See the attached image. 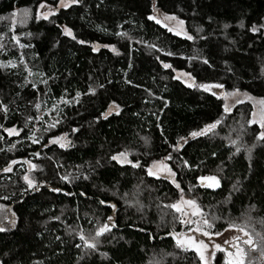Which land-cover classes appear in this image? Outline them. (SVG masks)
I'll return each mask as SVG.
<instances>
[{"label":"trees","instance_id":"16d2710c","mask_svg":"<svg viewBox=\"0 0 264 264\" xmlns=\"http://www.w3.org/2000/svg\"><path fill=\"white\" fill-rule=\"evenodd\" d=\"M44 2L56 8L58 0ZM39 3L0 0V63L16 64L0 68V102L8 106L6 113L0 111V225L7 229L0 232V262L199 264L194 251H181L169 235L184 230L179 213L168 207L183 195L196 201L205 218L218 217L212 220V232L223 233L230 223L244 227L258 245L248 251L249 260L262 264L264 141L255 139L260 127L247 123L253 107L245 102L225 112L222 96L175 77L189 73L195 85L218 83L224 93L238 89L264 99V28L249 31L264 25V0H155L156 11L153 0H81L56 9L48 20L35 18ZM157 12L183 20L193 40L148 19ZM63 26L75 39L61 34ZM165 63L171 67L164 68ZM24 64L34 73L28 82ZM90 86L95 94L88 93ZM113 102L119 114L107 112ZM216 120L221 123L212 132L189 136ZM49 124L55 127L45 131ZM11 127L20 134L9 136L4 128ZM63 133L72 146L43 147ZM178 142L182 147L176 148ZM248 147L252 150L246 155ZM121 151L141 166L109 159ZM169 154L167 162L183 193L170 179L147 174L153 161ZM26 160L38 167L30 171L23 165ZM11 161L15 167L3 173ZM26 174L38 191L28 188ZM211 175L220 180L219 188L198 185V177ZM236 182L238 190L232 191ZM192 185L197 186L189 191ZM108 216L115 227L98 238L95 252L84 255L75 247L82 245L77 233L93 235ZM13 218L15 227L9 223ZM224 261L218 253L215 264Z\"/></svg>","mask_w":264,"mask_h":264},{"label":"snow or ice","instance_id":"6c2138e0","mask_svg":"<svg viewBox=\"0 0 264 264\" xmlns=\"http://www.w3.org/2000/svg\"><path fill=\"white\" fill-rule=\"evenodd\" d=\"M81 0H58V3L56 5V8H52L51 6L47 5L44 0H40V3L37 7L36 10V14H35V18L37 20L43 18L44 20H48L50 15H55L56 9L58 8H69L71 5H77L80 4ZM44 8H48L49 10L47 12H41L40 9H44ZM153 10L156 11L155 8V0H153ZM17 13L15 11H13L11 13V16L13 17V24H15V17H16ZM29 15V11L27 9L23 10V16L25 18H27ZM0 19H3L2 17H0ZM149 20H156V23H161V21L159 19H157L155 16H148ZM165 20H176L177 18L173 15V16H169V15H165L164 16ZM21 23H24L25 20L22 19L20 21ZM179 25H183L184 21L183 20H179L178 21ZM225 27H227V25H225ZM260 28H264V25H261L259 27L257 26H252L249 31L256 33L260 30ZM169 32H173L174 29L169 27L168 28ZM200 29H197V32L199 33ZM62 35H66L68 37H71L72 39H75V36L73 35V32L70 28H68L67 26H63L62 27ZM176 35H183L187 40H193V36L188 34L187 31H183V29H181V31H177L175 32ZM30 35V34H29ZM117 35H124L123 33H117ZM201 39H204V37H200ZM0 39H2V36H0ZM11 39L13 41H17V37L15 35H13L11 37ZM18 43V41H17ZM77 43H85V41L82 40H77ZM0 47H2V45H0ZM20 47H31V45H20ZM105 47H111L108 45H105ZM93 51H97V47L95 45H93L92 48ZM111 50L113 52H115L114 48H111ZM21 63H23V58H21ZM203 63L207 64L208 61L205 59L203 61ZM16 67V64L9 61L7 62V64H3L0 63V68L3 67ZM164 68H170L171 65L165 63L163 64ZM24 70L28 73L27 76L24 77V81L28 82V77L33 76L34 73L28 68L27 64H24ZM38 75L43 76V73H39ZM181 75L183 76H189V73H182ZM177 79L180 78V76L175 77ZM184 83H187L186 81H182ZM40 83L47 85V80H40ZM126 83H131V81H126ZM188 87H198L202 90H204L205 92H210L213 88H223L222 84H198L195 85L193 83H187ZM31 87L33 89L37 88V84L36 83H31ZM100 87H103V85H100ZM238 89H234L232 92H228L225 93L224 96L225 98L230 97V96H236L238 94ZM88 93L90 94H95V89L92 88L91 86L88 89ZM213 95H217V93L213 92ZM17 95H19V93H17ZM81 93L77 92L76 93V101L79 102V97H80ZM245 97L249 100H252L253 98L251 96H249L247 93L244 94ZM64 103H68V101H63ZM242 101H240L239 99L236 100V103H241ZM260 108H259V117H257V111L255 110L256 105L253 104V108L254 111L252 112V116L253 119H249L247 121V123L249 125L252 124H258L260 126V128L262 129L261 131L256 133V141H264V99H261L258 101ZM34 107L39 110L40 108V104L37 103L34 105ZM0 111L3 112H7L8 111V106L6 104H4L3 102H0ZM112 111H116L117 114H119V106L115 105L114 102L109 104L107 112L110 114ZM224 111L225 112H230L231 111V107H229L227 104H225L224 106ZM100 117L102 118H107L105 113H101ZM100 117H98L97 119H99ZM27 119H32V117H28ZM37 120L40 119L39 116L36 117ZM56 123H59V121H56ZM221 121L220 120H216L210 124H206L203 128L196 130V131H192L189 133V136L192 138L198 137V136H203L206 135L208 132H212L216 126L218 124H220ZM0 127H2V125H0ZM55 127V124H49L47 125L45 131H47L49 128H53ZM4 131L7 132V134L9 136L12 135H19V130H17L15 127H11V128H4ZM73 132L78 131V129L73 128L72 129ZM67 133H63L60 136H55V137H50L48 139V144L43 145V147H48V145L50 144H56L58 145L60 148H67L72 146L71 142L67 139ZM0 139H2V137H0ZM29 139L32 140V142L35 143H39L38 139L33 138L32 136L29 137ZM181 140H184L185 143H187V140L183 137L180 138ZM233 144H235V141H232ZM255 144H253L252 147H254ZM182 147V145L178 142L176 145V148ZM252 150L251 147H248L245 149L246 155L248 153H250ZM237 151H240L239 148H237ZM213 155H215V153H213ZM171 154H169L168 156L164 157V160H169L171 159ZM109 159L111 161H115L118 164H130L133 168L136 167H140V162L136 161L133 162L131 160L128 159V152L126 151H121L119 153L113 154L109 157ZM16 161H11V163L9 164V166H6L5 168L2 169L3 172H10L11 169V164H15ZM97 165L99 166L100 161L96 162ZM183 166L184 167H189L188 162L184 161L183 162ZM36 167H38L35 164H30V170L31 169H35ZM155 167V171L153 170V168ZM158 173H166L167 174V178H169L171 180V183L177 188L180 189L181 193H183V189L180 188V184L177 183L174 179H172L173 177H175L176 173L172 170V168H170L168 166V164L164 163L163 161H153L152 165L149 166L147 168V174L149 176H156ZM61 180H65L67 181L69 179L68 176H61L60 177ZM247 178V177H245ZM23 179L25 180V182L28 185L29 189H34L36 191H38V188L34 187V181L32 179L29 178V176L26 174ZM84 179H88L87 176L84 177ZM197 182L198 185L201 187H208V188H212V189H216L220 187V180L217 178L216 175H211V176H200L197 178ZM206 182V183H205ZM239 182H236L232 185V191H236L237 189V184ZM197 185H192L191 188H189V191H192V188H195ZM51 191L53 192H59L60 189L58 188H52ZM66 195H72L71 193H66ZM81 195H83V193H81ZM127 202V201H126ZM99 203L101 205H104L106 202L104 200H100ZM109 207L111 208H115L114 204H108ZM183 206H187L188 208H190L191 211V216L193 217H200V219H198L196 221V227L194 228H189L190 232H193L194 235L191 236H185L184 234L180 233V234H176V233H169V235H172L173 239L176 241V247L179 248L181 251H194L196 256L199 258V264H211V258H215L217 251L224 253L225 256V261L224 264H246L245 261V255H246V251L245 248L241 247L240 243H237L238 241H241V236L239 235H233L231 236L230 239H224L223 240V244L229 245L231 249H233V251H229L226 250L221 243H216L214 241H212V237L213 236H221L222 234L217 231V232H212L209 231L210 229L213 228V223L212 220L218 219V217L213 216L212 220H209L208 218H204V214L202 213L201 208L197 205L196 201L193 199H185L183 195L180 196L179 201H177L176 203H173L171 205H168V207H171L174 211L181 213L184 216H187L188 213L187 211H185V208ZM14 216V214H13ZM54 219L59 220V217H54ZM113 221V217L112 216H108L106 219V222H104L103 224L98 225L97 227H95L94 229V234L90 235L88 237H86L83 234V231L81 230L80 232L77 233V235L79 236V239L82 241V245L81 244H76L75 247H77L78 249H81L82 253L84 255H88V251L87 250H91L92 252H95L98 249V245L100 243L99 241V237L103 236L106 233H110L111 229L113 227H115V224L112 223ZM181 224L187 223V224H193V221L191 219L188 220H181L180 221ZM10 225L12 227L16 226V219L13 218L9 221ZM229 229H235L237 232L242 233L243 236L247 237V239H244L242 241V243L244 245H248L249 247H251L252 249H255L256 245L253 243V240L251 238V236L248 234L247 231H245L244 227H241L240 225H237L235 223H230L228 225ZM7 229L5 226L0 225V232H5ZM37 235H39V233H37ZM200 237H207L208 241L206 242L205 239H201ZM57 239H59V237H57ZM101 255L107 256V253H101ZM261 258H262V264H264V252H261ZM0 264H3V262H0ZM247 264H253V261L249 260L247 261Z\"/></svg>","mask_w":264,"mask_h":264},{"label":"rangeland","instance_id":"374dc122","mask_svg":"<svg viewBox=\"0 0 264 264\" xmlns=\"http://www.w3.org/2000/svg\"><path fill=\"white\" fill-rule=\"evenodd\" d=\"M48 5V4H47ZM50 6V5H49ZM52 7V6H51ZM53 8V7H52ZM49 9L48 8H44V9H40V11L41 12H47ZM166 14H164V13H162V12H157L156 13V15H155V17L157 18V19H159L160 21H161V25L162 26H164L166 29H168L169 27H171V28H173L174 29V31L172 32L173 34H175V32H177V31H181V29H183V31H187L186 30V27H185V24H183L182 26L181 25H179V23H178V21H179V19H176V20H165L164 19V16H165ZM51 16V15H50ZM49 16V17H50ZM170 16V15H169ZM42 19V18H41ZM176 35V34H175ZM176 36H179V37H182V38H185L183 35H176ZM182 74V72H178L177 73V76H180V78L179 79H181V80H183V81H186L187 83H190L191 82V78L189 77V76H183V75H181ZM213 92H215V93H217V96H222L223 97V99H224V101H225V104H227L229 107H231V110L236 106V105H238V104H241V103H245V102H248V103H250L251 105H252V107H253V104H255L256 105V108H255V110L257 111V117L256 118H258L259 117V108H260V105H259V103H258V101L259 100H261V99H258V98H254V97H252L253 99L252 100H249V99H247L246 97H245V93H241V92H238V94L236 95V96H230V97H227V98H225V96H224V92H223V89L222 88H213L209 93H213ZM250 96V95H249ZM237 99H239L240 101H242L241 103H236V100ZM253 111H254V108H253ZM43 115H44V113H43V111H41L40 112V116L41 117H43ZM251 119H253V116H252V118ZM255 124V123H254ZM256 125H258V124H256ZM259 126V125H258ZM260 127V126H259ZM261 129V128H260ZM262 130V129H261ZM209 133V132H208ZM19 134H20V132H19ZM12 136H17V135H12ZM129 159V158H128ZM164 163H166V164H168V162H167V160H162ZM30 164H32V163H30L29 161H24L23 162V165L27 168V169H29L30 170ZM15 165L16 164H11V169L13 170V168L15 167ZM168 166H169V164H168ZM11 170V171H12ZM33 169H31L30 171H32ZM153 170L155 171V167L153 168ZM10 171V172H11ZM3 173H9V172H3ZM151 177H153V178H156V179H169V178H167V174L166 173H158L156 176H151ZM175 177H173L172 179H174ZM185 199H187L186 197H184ZM184 208H185V211H187V213H188V215L187 216H184V215H182L181 213H179V215H180V217L182 218V220H188V219H191L192 221H193V224H187V223H184L183 224V226H184V230H183V232H182V234H184L185 236H191V235H194V233L193 232H190L189 231V228H194V227H196V221L198 220V219H200V217H193V216H191V209L190 208H188L187 206H183ZM205 218V217H204ZM209 231H211V229L209 230ZM246 231V230H245ZM248 232V231H247ZM222 235L221 236H213L211 239H212V241H214V242H216V243H221L222 244V246L226 249V250H229V251H233V249H231L230 248V246L229 245H226V244H223V240L224 239H230L231 238V236H233V235H239V236H241V241H238L237 243H240V245H241V247H243V248H245V251H246V255H245V261L247 262L249 259H250V256L251 255H249L248 254V251H253V250H256L257 249V247H258V245L256 244V242H255V239H254V237L248 232V234L251 236V238H252V240H253V243L256 245V247H255V249H252L251 247H249L248 245H244L243 243H242V241L244 240V239H247V237H245V236H243V234L242 233H239V232H237L235 229H227L226 231H224L223 233H221ZM201 239H205V241L207 242L208 241V238L207 237H200ZM218 253H222V252H219V251H217V253H216V256H217V254ZM223 255H224V253H222ZM216 256H215V258H216ZM215 258H211V264H215ZM224 260H225V256H224Z\"/></svg>","mask_w":264,"mask_h":264}]
</instances>
